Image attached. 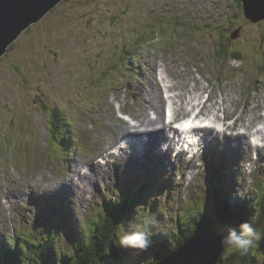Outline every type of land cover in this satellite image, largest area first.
<instances>
[{
    "label": "rangeland",
    "instance_id": "obj_1",
    "mask_svg": "<svg viewBox=\"0 0 264 264\" xmlns=\"http://www.w3.org/2000/svg\"><path fill=\"white\" fill-rule=\"evenodd\" d=\"M244 12L243 4L237 0H63L28 28L0 60L1 157L6 159L3 149L7 146L9 151L7 168L4 166L5 171L0 173V254L3 244L11 240L9 236L20 229L28 230V235L34 233L35 241L49 234V225L39 224L36 218L39 205L53 192L68 197L73 206L79 207L80 214L95 212L106 187L118 185V168L122 181L116 205L125 202V184L131 178L133 184L129 188L135 189V178L149 170L156 174L157 168L166 167L163 161L169 164L168 174L170 168L174 171L173 177L168 176L170 187L164 191L169 195L157 198L162 208L168 209L169 217L153 216L143 203L137 204L136 223L126 220L123 224L127 219L124 217L121 235L129 227L138 229L136 233L153 230L161 238L178 236L180 229L175 228L179 219L188 217L191 208L204 206L199 205L201 200L208 202L205 197L212 191L210 178L219 181L215 170L220 174L232 171L237 193L241 194L237 200L247 197L252 201L264 194V151L238 142L240 137L236 135L245 132L243 123L216 138L212 137L215 131L203 134L202 152L194 160L190 155L176 156L173 152L169 157L157 150L159 161H155L151 151L143 148L138 153L143 152L144 156L136 161L140 154L131 149L133 144H125L128 152L122 146L117 148L133 135L122 133L126 120L119 115L124 113L132 121L148 113L156 118L146 105L149 99H144L154 77L162 84V98L165 92L185 95L186 111L178 121L187 120L190 109L197 114L199 110L192 108H199L198 100L205 102L210 95L221 118L225 99L227 114L234 115V119L242 116L246 126L264 121V19L253 23ZM167 38L173 43L166 44ZM164 101L162 112L167 105ZM45 102L54 107L47 113L50 117L55 108H64L68 123L74 124L68 126V152L60 151V133L54 137L50 120L44 114ZM67 117H61L58 127L64 129L60 128V132L67 130ZM133 137L140 140L143 136ZM80 142L85 152L83 148L78 150ZM112 153L118 157L110 155L109 164L100 166L104 177L92 176L95 196L90 185L89 194L84 197L66 189L69 182L79 184L83 192L86 184L73 172L82 169L93 175L91 166L101 165L99 158ZM76 159L81 160L77 170ZM191 177L196 178L193 184ZM158 188L162 186H152L155 191ZM109 196L113 194L110 192ZM174 212L179 216H174ZM24 221H32V225L26 229ZM78 221L76 210L70 219H60L68 228H75V223L84 224ZM182 225L185 228L187 223ZM67 235L63 247L74 248L76 233ZM134 250L138 253L125 247L122 263L106 264H139L140 249ZM25 254L31 256L32 252Z\"/></svg>",
    "mask_w": 264,
    "mask_h": 264
},
{
    "label": "trees",
    "instance_id": "obj_2",
    "mask_svg": "<svg viewBox=\"0 0 264 264\" xmlns=\"http://www.w3.org/2000/svg\"><path fill=\"white\" fill-rule=\"evenodd\" d=\"M237 2L240 3L241 1L237 0ZM170 42L171 41L167 38L165 43L167 44ZM43 107H45L43 109L44 114H46L48 120H50L51 129L54 131V137H58L60 133L61 142L57 143L60 144L62 150H59L68 152L70 147L68 126L73 127L74 124L72 122L68 123L69 119L66 112L63 110L64 108H55L52 112V117H50L47 113L52 111L54 107L48 102H45ZM62 116L67 117V130L60 132V128L61 130L64 129L63 127H58V124L62 121ZM69 116L72 115L69 114ZM3 153H5L7 157L6 159L2 158L0 153L1 174L5 171L4 166L7 168L8 146L6 149H3ZM162 174H166L165 168L162 169ZM159 175L160 174H157L160 178ZM143 184L146 183L142 182L141 186ZM159 185H162V183ZM165 185L166 183L163 182V186ZM233 186L237 187L235 183H233ZM145 190V185L141 190L137 187L135 189L130 188L128 196L124 198L126 199L125 202L123 201L116 205L114 200V202L112 201L111 203L105 202L104 205L100 204L98 210L88 215L86 226L75 223V228L64 227V224L60 222L61 218H59L48 226L47 233L49 234H46L45 238H41L37 241H35L34 233L28 235V230L18 232L12 240H8V244H3L4 249L0 254V264L122 263L121 253L124 252L125 247H122L118 243L117 233L124 217H127V219L123 220V224L126 220H132L136 223V219L134 218L135 206L141 204ZM227 191L228 190L224 187L214 191L213 202L216 201V204L213 208H203V210L200 209L199 211L195 208H191V214L188 215V218H192L191 221L189 222L187 217L180 221L181 224L187 223V226L181 228L176 237L171 235L167 238H165V236L161 238L155 232L150 233L149 231V234L143 229L148 241L146 247H137L140 249L138 257L139 264H160L163 260H166L168 257L178 252L189 241L203 233L213 232L218 235L223 233L227 235L232 229H235L239 233L241 231L240 225L244 222H248L252 225L259 233L260 239L255 241L246 253L235 248H230L233 250L226 256H224V254V258H221L222 261L220 260L219 264H264V195H261V198H263L262 201L260 197H254L255 199L250 202L243 203V201H239V203L235 204L232 201L231 194ZM235 195L238 196L237 193ZM246 199L248 198L246 197ZM210 201L212 202V198L209 199V202ZM184 230L188 232L186 231L183 233ZM72 231L76 233V239L73 241L74 248H64V237L68 238V235H65ZM127 231L130 232L129 234L133 233V230L129 227L125 234H127ZM29 237L31 238L27 239ZM131 248L135 254L138 253L134 250V247ZM131 248L129 247V249ZM25 252H32V254L31 256H26Z\"/></svg>",
    "mask_w": 264,
    "mask_h": 264
},
{
    "label": "bare ground",
    "instance_id": "obj_3",
    "mask_svg": "<svg viewBox=\"0 0 264 264\" xmlns=\"http://www.w3.org/2000/svg\"><path fill=\"white\" fill-rule=\"evenodd\" d=\"M243 5H244V3H243ZM170 39H171V37H170ZM172 43H173V41H171V44ZM156 68L157 67L155 66L154 67L155 74L157 73L156 72ZM160 93L161 94L163 93L162 84L157 81L156 77H154V80L152 81V87L150 86V88H148L147 95H146V97L144 99L146 100V102L149 99V101H148V103L146 105L152 112L155 113L156 118H153L151 116V114L148 113L145 116L141 117L137 121H135V120L134 121H125L123 123L122 133L124 135H126V133L129 132V134H133V135L141 134L143 136L140 140L139 139H133V140H131V142L128 143V144H133L131 149L134 150L136 154H140V155H138L135 158V159H137L136 161H139V159L144 156L143 152L142 153L141 152L138 153L143 148H145V149L147 148L150 151H153V150H159V151L161 150L162 151V143H164V142L161 143V140L162 139L164 140V138H166L168 133H173L172 131H168V130H172L171 125H168V124L165 123L166 118H165L164 112H162V105L164 103V98L161 97ZM165 93H169V92H165ZM205 93H207V92H205ZM139 96H142V94H140ZM202 98H203V96H202ZM207 99H208L207 101L202 102V99L200 98L198 100V102L200 103L199 108L204 111V116L208 119V121H225V122L229 121V125H230L229 129H234V130L237 129V126L240 123H243L242 129L245 130V132L244 133H239V134L236 135V137H240L238 142L243 144L244 146H252V147H255V148L259 149V150H262V151L264 150V121L260 122L257 126L255 125V121H253L251 126H246L245 125V120L243 119V121H241L242 116L234 119V115H228L227 114L226 111H228L229 108H227L225 106L226 105L225 99L223 100L224 101V105L222 106V108L224 109V118L225 119L221 118L219 116V110L217 108L214 109V107L216 106V103H214V101H213L214 99H212V95L208 96ZM168 100H169V103L176 102L178 107H180L179 110H175L174 111V113H175V115L177 117H180L186 111L185 95L184 94H180L179 95V93L178 94L169 93ZM210 102L212 103L211 105L209 104ZM217 106H218V104H217ZM168 110H171V107H169ZM163 117H164V121H163ZM191 120L192 119H190L188 121H185L183 124H181V129H179V131H177V133H175V134L173 133L174 135L177 134L176 135L177 137H180V138L184 139L186 141V143H188V144H191V143H189L187 141V139L190 138V132H186L185 125H187ZM209 129H213V130H215V132L217 131L218 133H223L224 132V131H222L220 129V127L218 128L219 130H216L214 128H210L209 126H207V128L204 130V133H207ZM197 130L198 129L195 128L192 131V133L196 132ZM219 135L220 134H216L214 132L212 133V137H215V138H216V136H219ZM175 140L176 139H173L172 141H170V142H172L170 144V147L174 146ZM124 144H126L125 141H124V143H119L117 148H119L120 146H122ZM122 148H125V150L128 152V145L127 146H123ZM213 149H215V148H213ZM115 150H112V151H115ZM110 155H111L112 158L118 157L115 153H112ZM80 162H81L80 159H76L75 160V162H74L75 170H77L78 167H81ZM225 162H226V159H225ZM93 168H96V167L93 166ZM146 172L147 171H144L142 173V176H141V180L144 183H146V184H143L142 186H140L139 189L140 190L143 189V187L145 185V189L146 190H145V193H144V196L142 198V201H141L140 205H142V203H143V206L145 207V209H147V211H152V215L153 216H156V214H160L161 216H164V217L167 216V218H168L169 215H170V213H168V211H167L168 209L162 208V206L157 202V198L159 196L160 197H164L163 190L160 189V188H158V191H155L154 189H152L153 185L154 186H159V184L162 183V179H160L157 176V174H155L154 172H152L150 170H149L148 173H146ZM73 174H77L81 178L90 177V174L88 172H84L82 169H81V172L77 170L76 172H73ZM214 176H215V178L218 177L219 181L213 182L214 178H210V180H211L210 181L211 182V186L210 187H211L213 193H214L215 190H218L219 188L224 187L226 190H228L227 192H229V194H231L232 201L235 204L239 203V201H243V203L245 202L246 198H244V200L243 199L237 200L240 197H237L235 195V191H234L233 185H232V177H231V175H230V173L228 171L224 170L223 173L220 174L218 170H215L214 171ZM194 180L191 181V184L194 183ZM67 185H68V183H67ZM204 186H205V184H204ZM206 186H207V184H206ZM70 187L72 189H77V186L75 184H71L70 183ZM212 191L209 192V197H207L208 194L206 193L205 199H207L208 202L207 203L206 202H202L203 200H201L199 202V205H200V203H202V205H204V206H201L200 208H195L196 210L199 211L200 209L203 210V208H208V207L209 208H213L214 207V205L216 204V201L213 202L214 194H213V196H211ZM127 194H129V190L127 191ZM130 196H132V195H130ZM262 196H260V198ZM198 197H201L200 192H199V196ZM211 198H212V202L211 201L209 202V199H211ZM234 198H236V201H234ZM247 200H249V198L246 199V202H247ZM248 202H250V200ZM190 214L191 213H189L188 215H190ZM174 216L178 217L179 213L178 212H174ZM256 217H257V215H256ZM187 219L190 222V220L192 218H188L187 217ZM182 220H184V219H179L178 224L176 225L175 229H181V228L184 227L180 223V221H182ZM155 225H153V227ZM137 230L138 229H134L133 233H136ZM203 234H205V233H203ZM231 248H233V247H231ZM168 258H170V257H168Z\"/></svg>",
    "mask_w": 264,
    "mask_h": 264
},
{
    "label": "water",
    "instance_id": "obj_4",
    "mask_svg": "<svg viewBox=\"0 0 264 264\" xmlns=\"http://www.w3.org/2000/svg\"><path fill=\"white\" fill-rule=\"evenodd\" d=\"M63 0H0V60L32 25L38 23ZM245 16L258 23L264 19V0H240ZM217 233H205L191 240L160 264H219L231 247L222 246Z\"/></svg>",
    "mask_w": 264,
    "mask_h": 264
},
{
    "label": "clouds",
    "instance_id": "obj_5",
    "mask_svg": "<svg viewBox=\"0 0 264 264\" xmlns=\"http://www.w3.org/2000/svg\"><path fill=\"white\" fill-rule=\"evenodd\" d=\"M236 193L237 192H235V194ZM240 196L241 194L238 193V197ZM240 229L241 231L239 233L235 229L230 230L226 236H223L221 238V245L233 247L243 253H246L249 248L252 247L254 242L260 239L259 233L248 222H244L243 224H241ZM122 231L123 228H121L117 233L118 243L122 247L144 248L147 246L148 240L147 236L144 233L137 232L121 235L120 233Z\"/></svg>",
    "mask_w": 264,
    "mask_h": 264
},
{
    "label": "snow or ice",
    "instance_id": "obj_6",
    "mask_svg": "<svg viewBox=\"0 0 264 264\" xmlns=\"http://www.w3.org/2000/svg\"><path fill=\"white\" fill-rule=\"evenodd\" d=\"M185 127H189V125H185Z\"/></svg>",
    "mask_w": 264,
    "mask_h": 264
}]
</instances>
